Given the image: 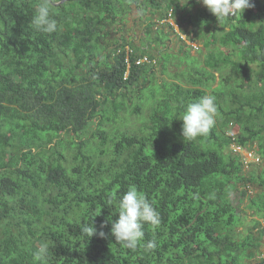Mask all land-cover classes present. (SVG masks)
Segmentation results:
<instances>
[{"label":"trees","instance_id":"16d2710c","mask_svg":"<svg viewBox=\"0 0 264 264\" xmlns=\"http://www.w3.org/2000/svg\"><path fill=\"white\" fill-rule=\"evenodd\" d=\"M44 2L0 0V264H41L34 253L45 242L48 264H264V0L222 20L203 8L190 21L183 16L182 26L203 22L200 31L211 36L204 66L194 56V66L182 78L171 74L172 82L158 79V66L168 64L146 54L151 46L106 37L134 4L152 10L155 25L172 28L165 19L187 4L53 0L58 30L48 34L31 24ZM111 45L113 62L91 51L103 55ZM126 46L134 49L127 78V54L117 53ZM142 55L151 63L136 65ZM208 90L216 124L206 136L184 140V108ZM232 143L254 150L260 162L246 168ZM133 185L153 202L161 224H145L129 250L110 234V221ZM236 191L256 216L246 231ZM105 221V238L80 230ZM153 239L156 249L146 251Z\"/></svg>","mask_w":264,"mask_h":264},{"label":"clouds","instance_id":"9594fccd","mask_svg":"<svg viewBox=\"0 0 264 264\" xmlns=\"http://www.w3.org/2000/svg\"><path fill=\"white\" fill-rule=\"evenodd\" d=\"M59 2L60 0H55V3ZM198 2H202L218 20L230 16L235 17L237 14H242L245 9L254 7L251 0H198ZM51 6H53V0H45L44 3L36 7L31 20L36 31L51 34L58 30V22L51 13ZM173 26L175 27V25ZM217 113L218 107L214 95L206 94L188 103L179 119L183 122V139L193 141L198 137L206 136L216 124ZM108 204H112L111 198L108 200ZM118 208V218L110 221V234L114 236L116 243L125 249L135 250L138 247L145 235V224L151 225L153 229L158 228L161 224V215L154 207L153 202L134 185L120 196ZM108 223L109 221H105L99 229L94 227L92 222L91 224L83 223L80 230L89 238L94 235L105 238L108 234L103 231V228ZM144 247L146 251L154 250L157 247V242L154 239L149 240ZM34 259L41 264H48L50 257L47 242L38 246L34 253Z\"/></svg>","mask_w":264,"mask_h":264},{"label":"rangeland","instance_id":"374dc122","mask_svg":"<svg viewBox=\"0 0 264 264\" xmlns=\"http://www.w3.org/2000/svg\"><path fill=\"white\" fill-rule=\"evenodd\" d=\"M181 4H187V10L183 11V14L176 13L173 15L172 18L165 19V23H171V25H175V28L170 27L168 24H157L151 22L153 15L148 10H144L142 8H139L136 4L133 5V10L129 12V14L126 15L124 25L123 24H113L109 27V35L106 37L108 41H111L112 43L115 42V39L125 37L129 42H134L136 45L142 46V49L144 50L145 45L151 46L146 54L151 55L152 53L156 56L155 58L158 59L159 63H164V65H167V69L164 70V66H158L157 72H158V79L160 81L167 80L169 82L175 81L176 79L171 77V74L178 75V77L182 78L183 70L187 68V66L192 64L193 57L199 56L201 58V65L204 66L205 64V57L207 55V49L204 48L203 43L204 41L211 36V32H205V35L202 34V28H207L205 23L199 22L202 28H196L194 27L193 22H187L188 24H183L182 26V17L185 16V20L190 21L191 12L196 13L199 9H207L202 2H198L195 4H191L190 0H180ZM140 3L146 4V0H139ZM187 2V3H186ZM151 17V18H150ZM150 18V19H149ZM155 20H158L157 17H155ZM194 23L195 17L193 18ZM151 25V33L149 35H146V27L148 25ZM124 26V31L121 32L119 29ZM184 27V28H183ZM197 30V31H195ZM201 30V31H200ZM181 32V33H180ZM178 33L181 35L179 36ZM195 34H198V36H195ZM153 36L158 38V40H153ZM181 37V38H180ZM192 37H196L195 40L192 39ZM188 39V40H187ZM187 40L189 45L193 46H185L184 41ZM191 41V42H190ZM193 41V42H192ZM105 43V42H104ZM198 46H201V49L198 50ZM220 46V45H219ZM116 46L111 45L103 55L98 52V50H94L93 48L91 51L97 53L98 58L103 59L105 58L106 54H109L110 60L112 59V50ZM181 47V51H180ZM146 50V49H145ZM168 51V52H164ZM164 52V54H163ZM170 52V53H169ZM112 61V60H111ZM113 62V61H112ZM199 67V65H195ZM219 76V74H217ZM128 77V76H127ZM185 80V78H183ZM214 87L218 85V83L212 84ZM261 88V84H259V89ZM249 90H251V86L248 87ZM212 91L208 90V94H211ZM156 96H159V93L156 94ZM148 97V95H147ZM147 104L153 103V99L147 98ZM142 102V101H141ZM132 107V106H131ZM134 109V108H132ZM142 111V109H141ZM146 112V110H143ZM142 111V112H143ZM143 112L142 115L145 113ZM135 114V113H134ZM132 115V118L136 117ZM141 118V117H140ZM143 121L140 119L137 121V126H140ZM229 152V151H228ZM241 193L235 192L234 198L238 201V205L240 206V209L242 208V215L244 218V224L240 227L241 230H247L249 228L253 227V218L256 216L253 215V209L250 208L248 205V201L241 202Z\"/></svg>","mask_w":264,"mask_h":264},{"label":"built area","instance_id":"2783aa9c","mask_svg":"<svg viewBox=\"0 0 264 264\" xmlns=\"http://www.w3.org/2000/svg\"><path fill=\"white\" fill-rule=\"evenodd\" d=\"M172 14H173V11H170L169 16L171 17ZM133 52H134V49L131 48L130 46H126L124 48H120L117 50L118 54H121V53L127 54L126 63L128 65V72L126 74V78L129 75V71H130V68L132 66V61L130 60V57H131V54ZM150 63H151V60H150V57L148 55H142L135 60L136 65H144V64H150ZM230 125L232 126V123ZM228 134L233 138H235L237 136V133L235 130L228 131ZM231 147L235 152L242 153L244 155V157H243L244 162H245L244 166H246V168H249L250 167L249 165H251V163H259L260 162V159H259L258 155L254 152V150L248 151L247 149H243L241 146L237 145L236 143H232ZM263 224H264V221H263Z\"/></svg>","mask_w":264,"mask_h":264},{"label":"water","instance_id":"95a60500","mask_svg":"<svg viewBox=\"0 0 264 264\" xmlns=\"http://www.w3.org/2000/svg\"><path fill=\"white\" fill-rule=\"evenodd\" d=\"M58 4H60V3H58Z\"/></svg>","mask_w":264,"mask_h":264}]
</instances>
